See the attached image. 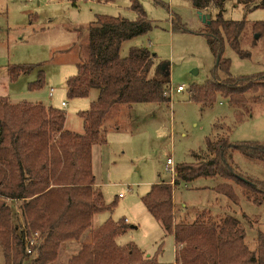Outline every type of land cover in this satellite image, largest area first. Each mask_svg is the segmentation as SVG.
<instances>
[{
  "label": "trees",
  "instance_id": "16d2710c",
  "mask_svg": "<svg viewBox=\"0 0 264 264\" xmlns=\"http://www.w3.org/2000/svg\"><path fill=\"white\" fill-rule=\"evenodd\" d=\"M114 1L100 0L105 4ZM130 1L135 20L99 16L85 29L86 59L76 64V74L66 80L69 99L87 97L91 90L98 93L89 109L80 113L82 133L64 129L65 114L61 110L40 103L12 104L7 97H0V246L4 264H55L61 245L79 241L88 232L92 216L111 212L113 207L104 203L95 186L91 164L92 147L105 144L111 129L104 126L105 122L120 105L169 102L167 64L154 67L156 57L144 47H131L126 57L119 56L122 43L147 34L153 27L137 0ZM183 1L196 13L209 15L204 36L217 59L211 79L204 85L192 86L190 98L201 106L212 105L216 95L228 98L229 105L237 110L234 115L239 122L244 117L242 109L264 104V73L233 77L229 74L230 61L223 57L225 45L239 58L250 57L241 46V39L248 34L244 32L247 24L244 20L222 18L225 3L232 0ZM236 1L245 11L264 10V0ZM176 25L180 23L174 16L172 30ZM248 35L251 46L264 40V22L250 24ZM30 70L13 66L7 72L9 79L15 81ZM43 84L40 70L37 81L28 88L39 89ZM234 151L264 165V143L230 144L225 137L206 139L205 152L202 157L197 156L200 159L175 167L172 186L158 182L142 197L146 211L165 235L174 239L173 264H264V233L257 231L255 247L250 249L245 229L235 217L224 215L217 222L198 214L188 222L176 221L174 216L173 188L198 178L217 179L212 191L232 204L238 202V188L251 203L264 202V183L237 171L232 160ZM13 202L20 203V209L14 208ZM17 210L23 220L19 223ZM124 229L121 224L105 221L92 230V241L82 243L65 264H159L156 256L144 258L134 244L117 245L115 238ZM34 233L38 237L27 255L25 240Z\"/></svg>",
  "mask_w": 264,
  "mask_h": 264
},
{
  "label": "rangeland",
  "instance_id": "374dc122",
  "mask_svg": "<svg viewBox=\"0 0 264 264\" xmlns=\"http://www.w3.org/2000/svg\"><path fill=\"white\" fill-rule=\"evenodd\" d=\"M137 2L153 27L147 34L122 43L119 56L126 57L131 47H144L155 55L154 67L159 63L167 64L169 102L120 105L111 111L104 124L108 129L111 127L106 143L92 147L91 164L95 186L97 183L104 203L113 208L111 212L92 216L88 232L79 241L62 244L55 264H65L82 243L91 242L92 230L107 220L125 228L115 238L117 245L134 244L150 257L173 263L176 246L173 237L165 235L141 200L153 184L164 181L173 185L174 176L165 170L166 159H172L174 170L177 165L193 163L205 152L206 139L225 137L230 144L264 143V104L242 109L244 117L237 122L234 115L237 110L229 105L228 98L216 95L209 106L191 100L190 88L211 79L217 59L204 36L206 25L190 5L183 0ZM130 4V0L107 4L100 0H0V97H7L12 104L40 103L61 110L65 114L64 129L82 133L80 113L89 109L98 93L91 90L87 97L69 99L66 80L76 74V64L86 59L84 48L88 34L85 29L99 16L135 20L136 13ZM232 4L225 3L222 18L244 20L245 33L250 34V24L264 22L263 9L245 11L240 5L233 7ZM173 16L183 30H178L180 25L172 30ZM248 34L241 39L242 50L250 53L247 59L239 58L225 45L223 57L230 61L229 74L233 77L264 73V40L251 46ZM13 66H26L31 70L11 81L7 69ZM40 70L43 86L29 90V84L37 81ZM177 86H182L183 92L176 93ZM62 102L66 107H61ZM232 160L242 176L264 183L263 164L248 160L238 151L232 153ZM217 181L198 178L175 186V214L185 217L186 220L181 221L188 222L194 221L198 214L210 216L217 222L224 215L233 216L241 221L246 244L252 249L257 231L264 233V202L251 203L238 188L235 189L238 202L232 204L212 191ZM11 205L20 209L18 202ZM15 213L17 222L23 221L20 211ZM0 264H4L1 246Z\"/></svg>",
  "mask_w": 264,
  "mask_h": 264
},
{
  "label": "built area",
  "instance_id": "2783aa9c",
  "mask_svg": "<svg viewBox=\"0 0 264 264\" xmlns=\"http://www.w3.org/2000/svg\"><path fill=\"white\" fill-rule=\"evenodd\" d=\"M184 88L182 86H177L175 89L176 93H180L183 92ZM50 93H52V90H50ZM66 103H61L62 107H65ZM173 161L172 159L168 158L166 159V165H165V170L167 173H169L171 176H174V168H173ZM121 197V195L119 196ZM37 234L34 233L32 234L30 237L26 238L25 240V253L27 255L30 254V247L35 243L36 239H37ZM174 253H176V247L174 248Z\"/></svg>",
  "mask_w": 264,
  "mask_h": 264
},
{
  "label": "crops",
  "instance_id": "0c3cea01",
  "mask_svg": "<svg viewBox=\"0 0 264 264\" xmlns=\"http://www.w3.org/2000/svg\"><path fill=\"white\" fill-rule=\"evenodd\" d=\"M92 1H94V0H92ZM237 1L236 0H232V1H230L229 3H233L232 4V6L233 7H237V6H239V5H237V3H236ZM196 12V11H195ZM216 12V11H215ZM197 14V13H196ZM203 15H207V13H202ZM174 17V16H173ZM197 17H198V15H197ZM176 18V17H175ZM199 19V18H198ZM200 20V19H199ZM201 21V20H200ZM52 95V94H51ZM50 95V96H51ZM63 103V102H62ZM36 104H38V103H36ZM62 107V106H61ZM65 107H66V105H65ZM62 108H64V107H62ZM64 126H65V124H64ZM117 131H119L120 129L119 128H117L116 129ZM97 146H99V145H97ZM91 155H92V150H91ZM96 182V181H95ZM96 186H97V183H96ZM121 194H119L118 195V198L120 199V198H122V195H121V197H119ZM172 201H173V195H172ZM173 211H174V216H175V219H176V221H180V220H186L185 219V217H184V219H183V217L182 216H177L176 214H175V204L173 203ZM101 224V223H100ZM132 228H134V227H132ZM143 253H144V251H142ZM162 252V251H161ZM144 255H145V257L146 258H150V256H148L147 254H145L144 253ZM157 262L159 263V264H173L174 263V261H173V263H165V262H162L161 261V259H160V257H158L157 258Z\"/></svg>",
  "mask_w": 264,
  "mask_h": 264
},
{
  "label": "water",
  "instance_id": "95a60500",
  "mask_svg": "<svg viewBox=\"0 0 264 264\" xmlns=\"http://www.w3.org/2000/svg\"><path fill=\"white\" fill-rule=\"evenodd\" d=\"M197 15L202 23H205L207 20H209V15H203L201 12H197Z\"/></svg>",
  "mask_w": 264,
  "mask_h": 264
}]
</instances>
